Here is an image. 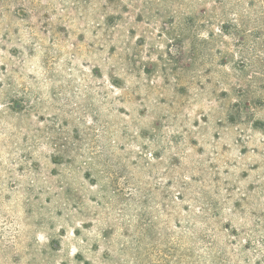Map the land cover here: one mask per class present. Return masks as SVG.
<instances>
[{"label": "rangeland", "instance_id": "1", "mask_svg": "<svg viewBox=\"0 0 264 264\" xmlns=\"http://www.w3.org/2000/svg\"><path fill=\"white\" fill-rule=\"evenodd\" d=\"M254 31L264 0H0V264H264Z\"/></svg>", "mask_w": 264, "mask_h": 264}, {"label": "trees", "instance_id": "2", "mask_svg": "<svg viewBox=\"0 0 264 264\" xmlns=\"http://www.w3.org/2000/svg\"><path fill=\"white\" fill-rule=\"evenodd\" d=\"M229 29H230V26H222L221 29H220V32L223 33V34H226ZM237 32H239V31H237ZM261 34L262 33L259 32V31H254L250 35L251 37L254 38V41H255L254 42L255 43L254 49L256 51L258 50L259 47L260 48H262V47L264 48V37L262 39L261 38ZM236 36H237V39H238V37H240L238 35H236ZM256 41H260V42H256ZM242 44H243V47H244L246 45L245 41L242 40ZM190 52L194 55V54H196L197 50L194 49V48H191ZM256 57H258V56H256ZM191 59H192V57H189V60H191ZM254 59H256L254 55H251L249 57V59L245 58V60H243L242 62L240 61L239 63H237L236 69H238L240 72L244 73L248 67H252L253 66L257 70V71H254L255 80H262L263 81V78H264V57L260 58L261 60L258 61L260 64L256 63V61H255V63H253ZM258 87L261 88L260 86H258Z\"/></svg>", "mask_w": 264, "mask_h": 264}]
</instances>
